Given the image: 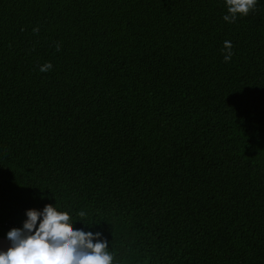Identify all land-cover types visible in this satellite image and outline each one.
Masks as SVG:
<instances>
[{
    "label": "trees",
    "instance_id": "1",
    "mask_svg": "<svg viewBox=\"0 0 264 264\" xmlns=\"http://www.w3.org/2000/svg\"><path fill=\"white\" fill-rule=\"evenodd\" d=\"M224 12L0 0V236L56 200L114 264H264V0Z\"/></svg>",
    "mask_w": 264,
    "mask_h": 264
},
{
    "label": "clouds",
    "instance_id": "2",
    "mask_svg": "<svg viewBox=\"0 0 264 264\" xmlns=\"http://www.w3.org/2000/svg\"><path fill=\"white\" fill-rule=\"evenodd\" d=\"M223 3L222 19L232 23L253 11L258 0H223ZM221 52L224 61L231 59V41H223ZM51 69V62L46 61L38 70ZM86 215L84 211L76 213L87 230L74 227L77 219L59 210L56 200L40 209H26L22 226L6 232L9 246L0 248V264H114L113 253L108 250L109 241L101 231L91 230L94 222H86Z\"/></svg>",
    "mask_w": 264,
    "mask_h": 264
},
{
    "label": "water",
    "instance_id": "3",
    "mask_svg": "<svg viewBox=\"0 0 264 264\" xmlns=\"http://www.w3.org/2000/svg\"><path fill=\"white\" fill-rule=\"evenodd\" d=\"M9 246V241L6 236H0V248H7Z\"/></svg>",
    "mask_w": 264,
    "mask_h": 264
},
{
    "label": "built area",
    "instance_id": "4",
    "mask_svg": "<svg viewBox=\"0 0 264 264\" xmlns=\"http://www.w3.org/2000/svg\"><path fill=\"white\" fill-rule=\"evenodd\" d=\"M24 220H21L20 222H14V223H6V227L7 228H12V227H19V226H22V222Z\"/></svg>",
    "mask_w": 264,
    "mask_h": 264
}]
</instances>
